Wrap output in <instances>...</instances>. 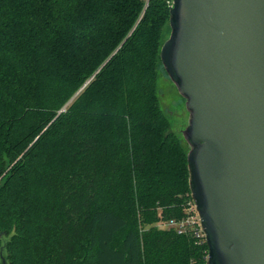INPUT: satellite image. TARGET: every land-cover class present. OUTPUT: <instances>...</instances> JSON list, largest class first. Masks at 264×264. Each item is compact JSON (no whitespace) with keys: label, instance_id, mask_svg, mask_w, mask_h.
<instances>
[{"label":"trees","instance_id":"16d2710c","mask_svg":"<svg viewBox=\"0 0 264 264\" xmlns=\"http://www.w3.org/2000/svg\"><path fill=\"white\" fill-rule=\"evenodd\" d=\"M172 0H0L5 264H206L158 93ZM0 256V264H1Z\"/></svg>","mask_w":264,"mask_h":264},{"label":"water","instance_id":"95a60500","mask_svg":"<svg viewBox=\"0 0 264 264\" xmlns=\"http://www.w3.org/2000/svg\"><path fill=\"white\" fill-rule=\"evenodd\" d=\"M169 26L206 264H264V0H172Z\"/></svg>","mask_w":264,"mask_h":264},{"label":"rangeland","instance_id":"374dc122","mask_svg":"<svg viewBox=\"0 0 264 264\" xmlns=\"http://www.w3.org/2000/svg\"><path fill=\"white\" fill-rule=\"evenodd\" d=\"M158 93L161 98L164 112L170 120L171 128L178 134V136L183 138L182 130L188 121V111L185 107V99L178 92L165 69L164 72H160L158 76ZM187 147H189L188 144Z\"/></svg>","mask_w":264,"mask_h":264},{"label":"built area","instance_id":"2783aa9c","mask_svg":"<svg viewBox=\"0 0 264 264\" xmlns=\"http://www.w3.org/2000/svg\"><path fill=\"white\" fill-rule=\"evenodd\" d=\"M188 210L191 213H189V216L186 219L180 220V221L169 220L167 222H164L162 225L173 226L179 232L184 230L186 226H195L196 225V226H198L196 234H199L201 232L204 235V233L202 232L201 226H200V219H199V216H198L197 211L195 209L194 202H192V205L189 207Z\"/></svg>","mask_w":264,"mask_h":264}]
</instances>
